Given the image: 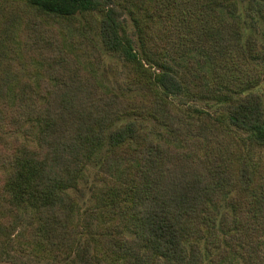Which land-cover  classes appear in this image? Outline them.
Masks as SVG:
<instances>
[{
	"label": "trees",
	"instance_id": "16d2710c",
	"mask_svg": "<svg viewBox=\"0 0 264 264\" xmlns=\"http://www.w3.org/2000/svg\"><path fill=\"white\" fill-rule=\"evenodd\" d=\"M118 1L0 0L15 2L23 15L24 58L41 62L37 82L21 84L12 107L0 106L2 118L35 136L34 145H21L15 161H0L8 166L0 175V208L6 216L17 206L32 208L38 218L24 236L56 257L73 253L78 228L69 191L79 190L86 166L101 149L124 147L137 168L126 185L114 181L103 189L111 223L97 237L95 252L115 264H207L205 258L222 246L220 221L246 236L239 230L249 225L251 239L264 235V50L251 37L241 42V27L229 21L239 14V0H125L131 3L133 35ZM94 12L100 15V42L131 65L147 101L105 91L82 64L61 53L53 31L37 27ZM193 52L209 58L217 76L213 87L226 89L218 91L226 102L224 119L205 114L208 140L200 151L154 141L134 120L119 124L130 116L160 122L166 100L190 87L167 59L176 62ZM166 125L174 138L188 140L174 120ZM224 199L232 206L220 210ZM243 264H264V257Z\"/></svg>",
	"mask_w": 264,
	"mask_h": 264
},
{
	"label": "rangeland",
	"instance_id": "374dc122",
	"mask_svg": "<svg viewBox=\"0 0 264 264\" xmlns=\"http://www.w3.org/2000/svg\"><path fill=\"white\" fill-rule=\"evenodd\" d=\"M259 3L264 5V0H239V14L229 18V21L241 27V42L244 43L251 37L263 51L264 27L259 16ZM130 7L131 3L125 0L116 3L126 31L133 35L135 29L129 12ZM22 16L15 2L0 5V106L6 104L12 107L15 92L21 84L30 82L34 85L39 78L41 62L26 60L21 48L22 38L19 39V34L25 25ZM99 17L100 15L94 12L78 16L74 20L53 22L52 25L46 22V25L38 24L40 18H36L35 23L38 24L37 27L53 31L54 37L61 44V53L70 55L82 64L84 69L97 78L105 91L115 93L125 100L147 101L146 91L137 82L138 78L131 65L107 51L100 42L97 24ZM157 33L155 25L154 35ZM151 50L147 49L146 53L155 57ZM135 51H139L142 62L147 63L137 40ZM167 60L189 80V89L177 98L166 100L167 105L163 106L160 122L153 117L143 119L130 116L123 118L119 124L134 120L142 124L143 133L154 141H164L175 148L191 146L200 151L208 140L205 129L208 117L205 114L214 119H224L226 102L218 91L226 89L222 85H219V90L218 86L213 87L214 78L217 76L206 55L193 52L176 62ZM145 67L149 68V65ZM151 67L152 72L158 71L155 65ZM215 88L217 89L214 91ZM2 113L0 109V161H15V156L21 152V145H34L35 136L21 130L20 126H12L8 119L2 118ZM170 119L186 131L187 141L172 136L173 133L166 125ZM213 131L220 135L219 131ZM7 167L0 164V175L5 176ZM136 168L131 153L124 147L115 151L104 147L90 160L78 181L79 190L69 191L76 198L74 216L78 228L75 251L70 254L56 257L50 249L43 250L24 236L25 231L32 227L38 218L32 208L26 210L21 208L23 206H17L9 216L0 208V264H115L95 252L97 237L101 233H108L111 223L106 213V199L102 191L114 181L126 185L132 180ZM219 206L220 210H226L232 205L224 199ZM218 225L222 246L218 250L215 248L214 254L205 258L207 264H211L212 259L217 261L216 264L252 263L264 257V235L251 239L248 238L252 228L249 225L239 230L249 236L242 233L241 235L234 226H229L226 230L221 221ZM125 234L132 236L129 230H125ZM192 242L190 238L189 245ZM197 243L202 248L204 241L199 238Z\"/></svg>",
	"mask_w": 264,
	"mask_h": 264
}]
</instances>
